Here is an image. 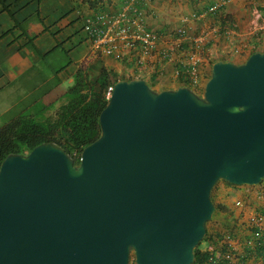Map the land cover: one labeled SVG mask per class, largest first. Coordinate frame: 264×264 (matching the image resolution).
<instances>
[{"label":"water","instance_id":"1","mask_svg":"<svg viewBox=\"0 0 264 264\" xmlns=\"http://www.w3.org/2000/svg\"><path fill=\"white\" fill-rule=\"evenodd\" d=\"M79 164L58 144L0 165V264H192L218 182L264 180V53L202 94L119 80Z\"/></svg>","mask_w":264,"mask_h":264},{"label":"crops","instance_id":"2","mask_svg":"<svg viewBox=\"0 0 264 264\" xmlns=\"http://www.w3.org/2000/svg\"><path fill=\"white\" fill-rule=\"evenodd\" d=\"M3 1L26 36L34 38L33 43L41 52L47 53L54 47L52 34L63 43L64 48L69 43H77L79 47L73 44L68 50L71 56L72 50L81 49L75 62H72L70 73L82 65L84 59H89L86 67L90 70L103 66L120 78L144 80L148 85L152 84V89L157 92L180 87L175 68L187 67L184 52L189 48L198 59L199 84L196 90L199 91L203 90L214 62L222 60L240 64L253 51L264 53V0H139L146 29L167 37L158 44L151 57L124 49V57L120 60L93 53L81 21L99 12V9L116 13L125 0H98L94 10L78 0H61L62 11L55 7L50 13L42 7L45 0ZM215 5L219 6L218 9L209 11ZM194 15L195 18L192 17ZM185 18L187 23H183ZM182 26H187L191 38L189 42L169 38ZM173 41L174 46L181 43L180 49L172 46ZM26 43L27 39L21 36L20 30L14 28L10 15L0 7V102L8 97L4 94L8 87L16 85L18 90L19 87H27L26 98L50 84V73L48 75L44 69L36 67L38 58L26 47ZM93 64H96L95 69ZM59 79L61 84L62 81L69 84L72 81L65 74H60ZM19 82L22 83L19 85ZM59 87L46 94L39 93L37 101L33 98L24 105H20L22 99L19 100L18 91L16 94L10 90L9 95L13 97L1 107V115L11 114L12 118L20 114L36 116L64 95L65 90ZM17 106L22 108L17 110ZM227 187L219 186L216 202L231 212L230 216L218 214L221 220L228 218L231 221L227 236L232 245V259L224 261L226 264H264V254H258L255 249L253 230L256 228L250 222L255 217L259 218L264 228V183L245 186L246 189L242 188L233 201L226 197ZM233 202H239L240 206L235 208ZM210 247L208 245L204 249Z\"/></svg>","mask_w":264,"mask_h":264},{"label":"trees","instance_id":"3","mask_svg":"<svg viewBox=\"0 0 264 264\" xmlns=\"http://www.w3.org/2000/svg\"><path fill=\"white\" fill-rule=\"evenodd\" d=\"M15 1L18 2L19 0ZM78 1L88 5L92 10L96 8L98 2V0ZM0 7L10 15L14 22V28L20 30L21 36L27 39L26 47L40 59L44 67L49 68L51 75L50 87L44 90L43 94L48 93L61 84V80L59 79L60 74H65L72 80L70 86L62 96L63 102L58 106L52 116L41 118V116L20 114L0 127V165L9 154H25L30 152L34 147L48 142H54L61 146L74 159L75 165H78L81 151L99 137V115L108 102L105 97L107 88L115 82L126 78H120L117 73L103 66L96 68V70H90L80 65L75 68L73 73H70L69 67L72 65V60L69 56V51L64 49L63 43L59 42L54 34H52V39L55 43L54 47L47 53H43L34 45V38L30 39L26 36L20 23L15 20L13 14L9 11V7L5 5L3 0H0ZM100 11L107 12L99 9ZM83 20L81 21L82 23ZM64 58L67 62L61 65L60 63ZM183 71L184 69H182L179 76V86L188 87L196 94L201 95L202 90L199 91L192 88L187 79V75L183 74ZM126 80L129 81L132 78ZM149 86L152 88V84H149ZM212 192L211 199L215 207L212 219L214 215L216 216L219 213L230 216L231 212L227 207L216 204L213 201ZM257 232L258 230H253V234ZM225 237L228 236H223L217 231L211 232L206 226V234L202 242H205L207 246L210 245L216 250L225 253L230 248L224 241ZM263 241L264 235L254 241L258 254H264ZM200 244L194 250L192 264H226L223 259L210 262L208 250L200 248Z\"/></svg>","mask_w":264,"mask_h":264},{"label":"built area","instance_id":"4","mask_svg":"<svg viewBox=\"0 0 264 264\" xmlns=\"http://www.w3.org/2000/svg\"><path fill=\"white\" fill-rule=\"evenodd\" d=\"M138 3L139 0H125L123 7L116 13L100 11L84 18L82 23L83 31L89 40L93 53L113 57L116 60L124 57V49L129 51L133 50L142 56L151 57L154 54L158 44L164 41L167 36L146 29L142 11ZM218 7V5H215L209 11L215 12ZM192 17L195 18L196 16L194 15ZM187 20L185 18L183 23H187ZM174 37L176 40L181 39L185 42L191 40L190 36H188L187 26L178 28L175 33L173 32L169 36V38ZM180 45L181 43H178L174 46V41L172 42L174 48L177 47V49H180ZM184 54L188 65L184 68L183 74L187 75L190 86L197 89L199 84L198 59L190 48ZM181 72L182 69L175 68V74L178 77ZM112 91L113 85L107 88L105 93L106 100H109ZM236 205L240 206V203L237 202ZM250 222L253 228L258 230L257 233L253 234L254 239L257 240L264 235V228H262L259 218L255 217ZM224 241L230 248L227 252L223 253L211 246L208 249L210 262L222 259L229 261L232 259L230 238L225 237ZM129 264H135L133 258H131Z\"/></svg>","mask_w":264,"mask_h":264},{"label":"rangeland","instance_id":"5","mask_svg":"<svg viewBox=\"0 0 264 264\" xmlns=\"http://www.w3.org/2000/svg\"><path fill=\"white\" fill-rule=\"evenodd\" d=\"M62 1L61 0H45L44 1V3L42 4L43 6V9H44V11H48L49 13L51 12V10L52 9H54L55 7L56 8H60V11H62V7H60L61 6V3ZM69 4L70 3H68V6H69ZM82 25V24H81ZM73 44H75V45H77V43L76 42H73L72 44L71 43H69V44H67L66 45V47L64 48L66 51H68L69 50V48H71L72 47V45ZM77 47H79L78 45H77ZM42 51H45V49L44 50H42ZM73 51V52H72ZM71 52V56H70V58H71V60H72V62L74 63L75 62V60L77 59V57L79 56V53L81 52V49H75V50H72ZM39 60V61H38ZM38 60H36V67H38V68H42V69H44L47 73H48V75H49V68H47V67H44V65L41 63V61H40V59H38ZM67 62V60L64 58L62 61H61V65H63L64 63H66ZM90 62V60L89 59H84L83 60V62H82V66H84V67H86L87 66V64ZM48 63L50 64V61L48 60ZM95 66H96V64H93V66H92V68L93 69H95ZM73 68V66H70L69 67V69H72ZM51 76V75H50ZM20 83H22V82H19L18 84L20 85ZM60 87V89L61 90H65L66 91V89L70 86V84L69 83H67L66 81H62V84L61 85H59ZM50 87V84H47V85H45L44 86V88H41L38 92H35L34 94H32V95H30L29 97H26L25 98V96H24V94L27 92V87H25V88H21V87H19V90H18V87L15 85V86H13V87H8V88H6L5 90H4V94H8V97L6 98V99H4L2 102H0V127H2L3 125H5V123H7V122H9V119L11 118L12 119V115L11 114H7V115H4V116H2L1 115V113H3L2 112V110H1V107L3 106V105H6V103H8L10 100H11V98L13 97V96H10L9 94L11 93L10 92V90H14V92L17 94V91H18V93H19V100L20 99H22L21 101H20V105H24L25 104V102H27V101H32V99L34 100V101H37V99H38V97H39V93H43V91L44 90H47L48 88ZM24 98V99H23ZM63 102V99H62V97H60V98H58L55 102H52L51 103V105L50 106H52L51 108H47L45 111H42L41 113H38L36 116H41V118H47V117H49V116H52L54 113H55V111H56V109L58 108V106L61 104ZM18 108L20 109V108H22V106H17V110H18ZM40 118V117H39ZM263 183H264V180H263ZM219 186H228L227 188H228V192L226 193V197L228 198V199H230L231 201H233V199L236 197V195H238V192L242 189V188H244V189H246V187L245 186H243V187H234V186H229V185H227L226 183H224V182H218L217 184H216V186H215V188H214V190H213V192H212V198H213V201L216 203L217 202V200H218V193H217V189L219 188ZM236 203V202H235ZM234 202L232 203L233 205L232 206H234L235 208L237 207V205L235 204ZM217 204V203H216ZM230 220H228V218H223L222 220L219 218V215L218 214H216V216L214 215V217H213V219H211L208 223H207V228H208V230L209 231H211L212 232V230L214 229L215 231H217V232H220L223 236H226V235H228V230H229V224H230ZM207 246V244H205V242H202L201 244H200V248H205Z\"/></svg>","mask_w":264,"mask_h":264}]
</instances>
